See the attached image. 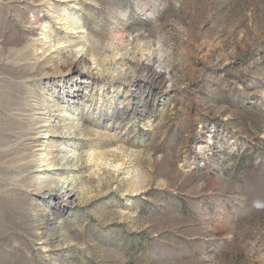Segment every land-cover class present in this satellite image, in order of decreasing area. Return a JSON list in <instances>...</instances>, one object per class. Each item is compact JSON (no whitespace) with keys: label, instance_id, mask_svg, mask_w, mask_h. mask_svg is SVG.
<instances>
[{"label":"rangeland","instance_id":"374dc122","mask_svg":"<svg viewBox=\"0 0 264 264\" xmlns=\"http://www.w3.org/2000/svg\"><path fill=\"white\" fill-rule=\"evenodd\" d=\"M83 45L99 68L159 46L171 82L75 71ZM48 104L79 157L58 210ZM0 264H264V0H0Z\"/></svg>","mask_w":264,"mask_h":264},{"label":"bare ground","instance_id":"6f19581e","mask_svg":"<svg viewBox=\"0 0 264 264\" xmlns=\"http://www.w3.org/2000/svg\"><path fill=\"white\" fill-rule=\"evenodd\" d=\"M74 8H76V5L73 7V9ZM70 16L68 13H66L64 16L65 18L64 29L66 30L70 29L71 30L70 32H72V34L77 35L79 38L86 35L87 33L84 30V28L81 25L77 24L78 23L77 19L73 21L72 26L71 25L69 26V24H71ZM41 22H44V20H42L40 17L34 20V24H39ZM43 27L45 30L48 28L47 25ZM45 38L47 39L48 36L46 35ZM110 47L114 48L115 50V46L113 44H110ZM85 48H87V45L86 46L83 45L81 47L79 46V48L76 50V54H75L76 56L72 61V64H74L75 71H79L81 69L83 70V68L84 71L97 70L98 68L97 74L101 73L103 70L110 71L114 74H117V76L123 77L124 80L133 87L138 86L137 80L139 77L140 78L144 77V79L153 82L157 86H164L168 82H171L170 72L172 69V64H171L170 55L164 53L159 46H157V48L154 49L153 51L154 55L151 52H148L149 49L148 50L142 49L141 59L139 60L138 66L133 67V64L135 62L132 61H130L132 63H130L129 65L125 62V59H123L121 63L116 62L114 59L113 64H110L109 66L104 65L101 68H99L98 65H96V63H93L92 66L90 65L91 59H88L89 54L84 52ZM146 52H148V54ZM80 79L78 78L77 80L79 81ZM75 97H76L75 95H72L70 97V100L67 101L66 104L67 103L69 104V102H71ZM55 109L58 112L62 113V115L63 114L66 115L69 110V105L66 106V110L64 109V107L62 106L60 107L55 104L54 105L48 104L46 107L45 105H40L37 106V108L33 109L36 115H40L48 119L47 120L44 119L43 121H41V119L39 118L38 120H36L40 124L38 128L39 130L37 129L38 132H36V135L43 134V136H45L44 139H47V142L41 144L40 140L34 138L32 139L34 140L32 141V144H39L35 147H40L43 149L40 151H43L42 154L45 155L44 156L45 160L43 161V163H46V167H48V169L57 170L58 172H61L65 175L70 174L74 176L72 180L66 179V181L63 182L62 184H61L62 181L57 182L54 180L52 181V183L55 185H49L46 189L41 188L40 191L41 195L48 197L51 201L54 200L56 201L55 205L52 204L51 206L50 203V206L48 208L53 209L54 206V208L58 210L61 209L64 205H71L76 203L75 201L79 196V194L76 191L78 185L77 173L79 169H78V165L75 163L76 161L79 160V157H70L67 154H64L63 149L65 148V145L62 143L59 144V142H57V139L61 136H63L62 139L70 140L71 135L74 134V132H73V127L71 125L60 126V122L55 126L52 125L53 122L51 120L54 118L53 113L56 111ZM61 118H64V116H61ZM31 130L35 131V129H31ZM30 135L31 134H27L26 136H30ZM55 150L57 152L56 155L53 154Z\"/></svg>","mask_w":264,"mask_h":264}]
</instances>
